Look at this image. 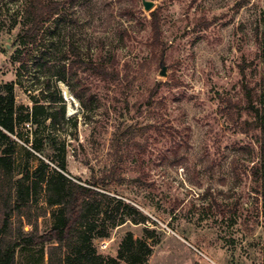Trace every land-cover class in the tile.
Listing matches in <instances>:
<instances>
[{"label":"rangeland","instance_id":"obj_1","mask_svg":"<svg viewBox=\"0 0 264 264\" xmlns=\"http://www.w3.org/2000/svg\"><path fill=\"white\" fill-rule=\"evenodd\" d=\"M57 1L61 13L29 59L46 47L49 60L70 63L73 46L83 65L57 82L65 120L19 127L16 179L38 159L64 161L70 178H100L102 191L150 218L111 227L108 246L97 243L103 255L116 257L130 232L154 245L151 264H181L188 252L199 264H264V157L253 110L264 98V0H147L151 10L143 0ZM27 5L0 0V85L19 82L17 105L30 111L41 98L39 74L15 60ZM153 11L164 44L156 58ZM90 63L123 81L102 79ZM45 251L19 250L16 263L46 264Z\"/></svg>","mask_w":264,"mask_h":264},{"label":"trees","instance_id":"obj_2","mask_svg":"<svg viewBox=\"0 0 264 264\" xmlns=\"http://www.w3.org/2000/svg\"><path fill=\"white\" fill-rule=\"evenodd\" d=\"M77 1L73 0L74 3ZM129 12L124 14H131ZM60 13L61 3L57 0H28L29 23L16 37L15 60L24 69L32 63L39 74L35 75V80L40 100L35 99V105L29 111L27 107L17 105L15 87L19 82L0 85V264H17L19 250L37 248H46V264H148L154 254V245L144 239H134L130 232L125 235L116 257L99 252L97 243L109 237L111 227L126 223L131 216L138 224L150 221L132 204L102 191L103 180L100 178L83 183L66 174L64 161L52 167L49 162L38 159L39 165L34 170L27 165L21 177L16 179L18 142L14 136L20 139L19 127L39 124L41 118L50 120L54 127L65 120V105L57 82L66 83L68 75H74L83 65L73 46L75 59L70 63L49 60L46 47L29 59L31 51L40 46L47 24ZM150 16L152 57L156 58L164 47L160 32L161 16L159 11H153ZM24 52L26 54L23 55ZM88 67L104 80L124 79L116 70L110 71L93 63ZM159 84L161 82L157 86ZM74 95L80 100L79 94ZM258 99L261 108L253 109L252 103L249 108L255 112L264 157V98ZM234 107L235 104L228 100V109L233 110ZM53 109L57 112L54 113ZM38 144L36 139L32 148L41 152L43 149ZM40 199H43L46 208L39 206ZM47 217L50 224L43 228L39 220ZM145 232L153 237L149 229Z\"/></svg>","mask_w":264,"mask_h":264},{"label":"crops","instance_id":"obj_3","mask_svg":"<svg viewBox=\"0 0 264 264\" xmlns=\"http://www.w3.org/2000/svg\"><path fill=\"white\" fill-rule=\"evenodd\" d=\"M155 254H153L152 255V257L154 256ZM190 255H192V253H187L186 255L183 253V256L184 257H182V261H181V264H199V263H195V261H193V258H191L190 257ZM189 256V257H188ZM186 258H188V259H186ZM152 263V258H151V260H150V262H149V264H151ZM200 264H202V261H201V263Z\"/></svg>","mask_w":264,"mask_h":264},{"label":"water","instance_id":"obj_4","mask_svg":"<svg viewBox=\"0 0 264 264\" xmlns=\"http://www.w3.org/2000/svg\"><path fill=\"white\" fill-rule=\"evenodd\" d=\"M143 5L146 10H151L154 6V3L152 1L143 0ZM166 67L162 66V71L160 72V75L166 76Z\"/></svg>","mask_w":264,"mask_h":264},{"label":"built area","instance_id":"obj_5","mask_svg":"<svg viewBox=\"0 0 264 264\" xmlns=\"http://www.w3.org/2000/svg\"><path fill=\"white\" fill-rule=\"evenodd\" d=\"M14 138L16 139V141H17L18 143L21 142V140L18 139L16 136H14ZM107 246H108V242H107V241H104V240H103V241L100 242V248H101V249H105Z\"/></svg>","mask_w":264,"mask_h":264},{"label":"bare ground","instance_id":"obj_6","mask_svg":"<svg viewBox=\"0 0 264 264\" xmlns=\"http://www.w3.org/2000/svg\"><path fill=\"white\" fill-rule=\"evenodd\" d=\"M65 89V88H64ZM65 95L68 101H73V99L70 97V95L68 94L67 90L65 89ZM64 94V93H63Z\"/></svg>","mask_w":264,"mask_h":264}]
</instances>
